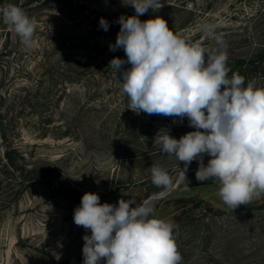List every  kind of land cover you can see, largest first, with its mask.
I'll list each match as a JSON object with an SVG mask.
<instances>
[{"label": "rangeland", "instance_id": "obj_1", "mask_svg": "<svg viewBox=\"0 0 264 264\" xmlns=\"http://www.w3.org/2000/svg\"><path fill=\"white\" fill-rule=\"evenodd\" d=\"M262 1L222 0L211 10V15L216 14L214 26H221V35L228 44V58L233 56L235 39L242 42L247 37L249 43L264 42ZM67 4L72 6L73 14L65 12L66 7L60 2L26 12L40 30L34 34L33 47L50 45L51 34L60 32V36L78 45L102 41L108 47V43L116 41L119 18L129 16L132 8L122 0H67ZM101 18L108 22L107 31L100 27ZM200 22L201 19L197 20ZM8 36L9 52L2 54L7 31L0 28V69L14 76L22 64L29 65L32 61L31 67L35 68L33 54L18 40L13 29ZM242 43L238 44L236 53L245 50ZM80 48L89 51L87 45ZM20 51L24 53L23 59L18 58ZM105 51L109 52L110 48L102 50ZM101 57L97 53V58ZM232 73L230 71L229 76ZM245 79V85L251 81L257 87H264V70L249 74ZM115 82L111 76L98 73L90 76L86 84L102 91ZM80 89L83 91V87ZM116 94L118 97L106 111L112 110L113 116L94 118L93 123L85 121L77 132L69 131L59 115L45 131L36 126L37 118L28 113L18 117L7 129V139L0 130V264H83V236L90 235V230L77 226L73 215L86 192L97 193L101 204L115 205L120 199L129 198L135 199L137 204L151 201L155 215L176 226L174 235L183 257L182 264H264V197L231 211L216 194L217 182L196 180L197 161L189 166L188 181L177 183L183 162L179 165L174 157H165L160 151L144 155L147 150L138 152L137 146L148 148L162 129H167L176 139L195 129L189 127L187 118L173 123L172 117L141 112L137 113L144 122L139 124L141 128L137 127L140 139L130 145V136L136 129L131 127L135 112L131 110V114L125 116L127 120L120 119L125 108L123 93ZM109 96L107 93L97 98L98 106L112 99ZM9 147H19L26 154L27 163H58L57 177L38 180L17 197L14 177L20 174L6 166L5 151ZM208 159L205 155V165ZM152 165L163 167L173 177L170 190L153 185Z\"/></svg>", "mask_w": 264, "mask_h": 264}, {"label": "clouds", "instance_id": "obj_2", "mask_svg": "<svg viewBox=\"0 0 264 264\" xmlns=\"http://www.w3.org/2000/svg\"><path fill=\"white\" fill-rule=\"evenodd\" d=\"M122 3L132 6L135 15L119 18L110 50L123 49L127 59L113 58L109 66L119 74L129 109L172 117L173 123L187 118L195 129L179 139L162 129L156 140L163 156L183 162L176 182L187 180L190 164L197 161L196 180L217 182L216 194L231 211L264 197V87L251 81L245 85V77L236 72L229 76L221 36H215L217 47H204L174 33L160 16L139 19L149 10L156 12L160 0ZM0 16L26 49L33 48L35 23L22 8L8 5ZM99 24L108 30L104 18ZM201 31L212 35L214 25L202 23ZM151 180L165 191L174 184L159 165L151 166ZM73 220L90 230L83 236V264H182L176 226L158 218L151 201L101 204L97 193L86 192Z\"/></svg>", "mask_w": 264, "mask_h": 264}, {"label": "trees", "instance_id": "obj_3", "mask_svg": "<svg viewBox=\"0 0 264 264\" xmlns=\"http://www.w3.org/2000/svg\"><path fill=\"white\" fill-rule=\"evenodd\" d=\"M221 1L193 0L190 3L189 0H160L162 6L156 12L149 10L139 19L144 21L154 16H160L167 21L170 29L179 36L192 42L199 41L204 47H217L215 36H221L223 40L225 38L221 35V26H214L212 35H205L201 31V24L210 23L214 25L213 21L216 14L211 15V10ZM56 2H60L66 7L65 12L73 14V11L70 10L72 6L67 4V0H0V10L2 11L8 5H15L22 8L26 13L39 11L42 7ZM195 2H198V7H196ZM262 2L264 3V0ZM128 15H135L133 7L128 11ZM199 19L201 22L197 23ZM0 24L2 25L0 28L7 31L6 47L2 51V54H6L9 52L8 42L10 39L8 35L12 28L6 26L2 16L0 17ZM37 31L40 33L39 28L35 27V33ZM61 33L51 34L50 45L30 49L33 54L30 57L37 63L35 68L32 69L31 67L32 61L29 65L22 64L14 76L4 71L3 68L0 69V130L4 134V139H7V129L13 126V122L18 117L26 113L37 118L35 119L36 126L45 131L55 122V116L59 115V117H63L66 128L69 131L74 129L76 132L80 130L82 124H85V121L93 123L92 119L94 118L101 120L114 115L112 110L106 111L112 104L111 101H115L118 97L116 93L121 91V83L118 80L119 74H116L109 64L113 58L127 59L123 49L103 53L102 50L110 48V43L107 47V44L102 41H89L83 43L87 45L89 51L86 48L80 50V47L86 45H78L76 41H69L68 38L60 36ZM17 38L20 39L19 36ZM242 42L237 39L233 40V56L228 58V67L232 72L239 73L246 78L249 74L252 75L264 70V42L249 43L247 37L243 38ZM240 43L245 50L242 53H236L235 50L238 49ZM92 50L96 54L93 55ZM97 53H99V57L101 54L104 55L97 58ZM18 55V58H24L23 52L20 51ZM92 57L96 58L93 60ZM98 73H102L108 78L111 76V79L116 80L114 86L101 91L97 87L86 84L90 76ZM80 87H83V91ZM4 90L7 91L6 94ZM107 93L112 99L108 102L103 101L101 106H98L97 98L104 97ZM123 100L125 108L120 119L127 120L125 116L131 114L130 102L125 94H123ZM132 115L134 119L133 121L131 119V127L136 129L134 134L130 136V145H134L140 139V130L137 127L141 128L139 124L144 123L136 112ZM157 117H161V115H157ZM147 136L151 138L152 134L148 132ZM157 146L155 141L148 148L142 145L137 147L140 148L138 152L147 150L144 153L146 155L159 152L160 148ZM5 159L6 166L10 167L14 173L20 174L14 177L17 197H20L28 187L38 180L56 178L59 170L58 163L50 164V162L45 161L27 163L29 160L19 147H9L5 151ZM178 218L180 220V217Z\"/></svg>", "mask_w": 264, "mask_h": 264}]
</instances>
